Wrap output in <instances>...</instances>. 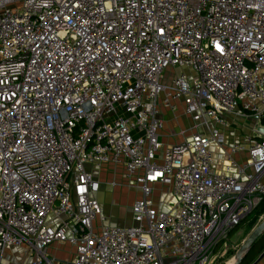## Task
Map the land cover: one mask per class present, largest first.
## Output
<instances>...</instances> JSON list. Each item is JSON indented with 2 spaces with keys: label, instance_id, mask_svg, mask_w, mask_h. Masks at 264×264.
<instances>
[{
  "label": "built area",
  "instance_id": "obj_1",
  "mask_svg": "<svg viewBox=\"0 0 264 264\" xmlns=\"http://www.w3.org/2000/svg\"><path fill=\"white\" fill-rule=\"evenodd\" d=\"M175 102L193 125L164 147ZM257 128L264 0H0V264H213L264 196ZM105 166L140 191L129 226H103Z\"/></svg>",
  "mask_w": 264,
  "mask_h": 264
},
{
  "label": "crops",
  "instance_id": "obj_2",
  "mask_svg": "<svg viewBox=\"0 0 264 264\" xmlns=\"http://www.w3.org/2000/svg\"><path fill=\"white\" fill-rule=\"evenodd\" d=\"M174 105L177 106V110L175 112H171L164 108L160 109V112H161L160 114L163 120V125H162L161 130L159 131L158 140L164 147H171L178 143H181L183 141V137L180 136V132L183 131L184 129L185 130L191 129L193 125L191 119L187 115L184 114L182 103L175 102ZM182 116H185L190 126L186 128H183V127L181 128L179 122L181 121L180 118ZM237 126H232L231 128L222 130V132L225 135L226 143H225V146L222 148V150L215 148L214 151L216 152V155L218 158L223 156L222 153L224 151L229 152L230 148L233 145H242L245 135L248 134L249 132L248 130L252 127V125L250 124L248 125L246 123V124H243L239 130ZM241 158L242 157L239 155L235 157L236 161L238 162H241L240 161ZM222 163H223L222 158L217 160V164H216L217 166H215V171L217 173H222V166H221ZM107 168L108 167H106V170H108ZM97 179L98 178H96V180ZM110 183L108 181L101 182L100 183L101 188H99V191L95 195L96 199L99 201V203L102 206V210H103V214L105 218V221L103 222V226L105 227L129 226L131 224V210L129 211L130 218L127 219V222H123L122 220L119 219L117 214L113 211V208L109 205L110 196H111V193H113L111 188H114V187H111ZM133 188L136 189L137 191V193L132 198V203L134 205V203L140 199V193H139V189L137 186H134ZM160 189H161L160 186H156L155 192L160 191ZM167 196H170V195L167 193ZM167 196L165 197V200H167ZM171 201H173L172 197H170L169 202ZM263 253H264V249L260 252V254L256 257V259L253 260L249 264H254V263L264 264V255L258 260L260 255ZM47 254L49 257L55 259L58 262V264H67L74 257V248H72L69 244H62V245L53 244L48 248Z\"/></svg>",
  "mask_w": 264,
  "mask_h": 264
},
{
  "label": "rangeland",
  "instance_id": "obj_3",
  "mask_svg": "<svg viewBox=\"0 0 264 264\" xmlns=\"http://www.w3.org/2000/svg\"><path fill=\"white\" fill-rule=\"evenodd\" d=\"M178 70H174L167 75V81H170ZM181 128H186L189 125L185 116L180 118ZM245 122L243 120H237L238 128L240 130L241 126ZM249 129V128H248ZM183 131H186L185 129ZM242 134V133H241ZM101 167L100 170L92 169L91 173L94 178H98L99 184L103 181H108L109 183L112 180V171L108 167ZM116 186L111 188L113 193H111L109 205L113 208V211L117 214L120 220L127 222V219L130 218V210L133 205L132 198L137 193L134 189V185H128L127 180L124 178L123 173L119 170L115 176ZM101 188V186H100ZM140 193V191H139ZM164 194V190L154 192L152 198L155 203H158ZM170 196H167V202H169ZM259 205V204H258ZM257 205V206H258ZM264 221V210L260 213H253L248 215L237 228L236 231L228 238V241L225 245H222L214 253L213 264H230L235 255L240 248L243 241L249 236V234L262 222Z\"/></svg>",
  "mask_w": 264,
  "mask_h": 264
},
{
  "label": "water",
  "instance_id": "obj_4",
  "mask_svg": "<svg viewBox=\"0 0 264 264\" xmlns=\"http://www.w3.org/2000/svg\"><path fill=\"white\" fill-rule=\"evenodd\" d=\"M257 132L260 133L261 135H264V128H257ZM263 232H264V221L261 224H259L249 234V236L243 241V243L241 244L240 248L238 249V251H237V253H236L235 257H234L235 258V261L233 262V264H240L242 262V260L245 258V256L247 255V253L252 248L253 244L262 235ZM263 255H264V253L260 255V257L258 258V260Z\"/></svg>",
  "mask_w": 264,
  "mask_h": 264
},
{
  "label": "trees",
  "instance_id": "obj_5",
  "mask_svg": "<svg viewBox=\"0 0 264 264\" xmlns=\"http://www.w3.org/2000/svg\"><path fill=\"white\" fill-rule=\"evenodd\" d=\"M264 210V196L262 197L259 205L249 214L253 213H260ZM239 226H237L232 232H230L229 237L233 234L234 231L237 230ZM222 245H220L216 250H218ZM264 249V232L262 235L256 240V242L253 244L250 251L247 253L245 258L242 260L240 264H249L253 260L256 259V257L260 254V252Z\"/></svg>",
  "mask_w": 264,
  "mask_h": 264
},
{
  "label": "bare ground",
  "instance_id": "obj_6",
  "mask_svg": "<svg viewBox=\"0 0 264 264\" xmlns=\"http://www.w3.org/2000/svg\"><path fill=\"white\" fill-rule=\"evenodd\" d=\"M235 261V259L232 260V262L230 264H233V262Z\"/></svg>",
  "mask_w": 264,
  "mask_h": 264
}]
</instances>
